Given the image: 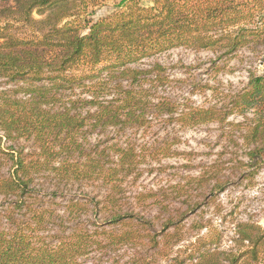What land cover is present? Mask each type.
<instances>
[{"label":"trees","instance_id":"1","mask_svg":"<svg viewBox=\"0 0 264 264\" xmlns=\"http://www.w3.org/2000/svg\"><path fill=\"white\" fill-rule=\"evenodd\" d=\"M105 1L0 0V80L9 85L0 90V264H123L109 256L123 244L143 247L129 264H264V224L237 222L224 249L215 226L194 221L188 238L180 210L163 200L157 231L150 218L123 213L119 198L146 153L175 152L167 137L150 149L137 142L158 125L218 123L239 133L249 161L264 162V72L251 66L244 87L227 95L208 87L230 105L194 107L172 95L176 80L162 64L138 66L183 47L209 51L213 66L246 50L264 67V0H111L109 13L91 18ZM45 169L99 181L95 215L107 226L82 219L86 202L67 199L61 211L43 202L33 182Z\"/></svg>","mask_w":264,"mask_h":264},{"label":"rangeland","instance_id":"2","mask_svg":"<svg viewBox=\"0 0 264 264\" xmlns=\"http://www.w3.org/2000/svg\"><path fill=\"white\" fill-rule=\"evenodd\" d=\"M114 7V1H105L90 9V16L95 19L109 13ZM257 56L241 50L213 66L210 61L213 55L209 51L178 47L143 60L138 66L149 68L156 62L162 64L170 78L176 80L172 82L171 93L179 97L180 105L206 107L224 100V104L230 105V98H213L211 89L217 88L221 95H227L243 88L247 82V70L251 66L256 67L259 73L264 72ZM209 86L212 88L208 89ZM8 87L0 80V90ZM227 119L243 120L235 114ZM166 137L170 150L175 152L167 157H162L160 153L157 157L146 153L139 161L135 172L137 175L123 180L119 196L123 213L133 211L150 218L159 231L164 214L159 211L158 203L163 200L170 204L168 208L172 212L180 210V225H183L188 238L195 239L197 236V229L189 227L194 221L207 227L215 226L223 232L221 246L224 249L233 245V227L237 222L248 220L264 224V162L255 166L253 161L248 160V149L237 131L226 134L223 126L213 122L180 128L172 124L166 127L158 125L136 135L137 142L149 149ZM97 141L92 136L89 144ZM17 143L26 152L32 149L30 140L21 138ZM201 176L204 178L197 181ZM33 183L40 191L43 202L50 200L48 203L54 209L61 211L67 199L86 202L88 213L82 219L88 224L93 222L107 226L105 221L108 218L102 213L95 215L105 194L99 181H68L62 173L60 175L53 169H45L35 177ZM150 193L154 195L147 197ZM144 196V200L140 198ZM203 232L205 228L200 233ZM182 244L183 241L180 246ZM134 246L119 245L110 251L109 256L129 264L136 251L143 248L141 244ZM107 257L103 255L102 259Z\"/></svg>","mask_w":264,"mask_h":264}]
</instances>
